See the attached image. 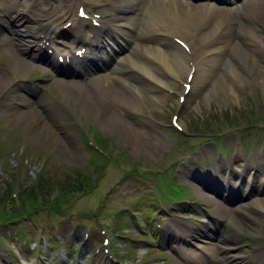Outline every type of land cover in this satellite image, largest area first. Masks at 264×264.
Segmentation results:
<instances>
[{
  "label": "bare ground",
  "instance_id": "1",
  "mask_svg": "<svg viewBox=\"0 0 264 264\" xmlns=\"http://www.w3.org/2000/svg\"><path fill=\"white\" fill-rule=\"evenodd\" d=\"M53 1L57 2L58 0H43L39 10L29 11L19 0H0V15L3 22L31 20L30 34L26 41L21 35L27 29L26 26H23L15 31L16 40L14 37L0 34V42L7 43L10 50L14 52L13 55L18 56L16 58L18 69L21 71L27 68L33 69L35 66L27 67V60L19 56L24 51H28L26 48L30 46L32 39L38 46L42 42L40 47L44 50L49 48L60 50L59 42L55 37V28H58L66 14L71 12L73 25L68 28L74 37L71 45L83 42L88 52L80 59L79 68L71 66L72 60L78 58L74 53L68 57L69 61L65 60L58 67L68 74H74L77 70L82 72L84 68L95 67L96 64L104 61V53L101 50V30L105 25V39L116 42L126 41L131 44V53L125 54L126 56L124 55L112 70L108 67L110 72L91 80L92 87L87 92L83 90V86L76 83L62 82L64 87H67L63 95L67 101H70L69 99L83 100L85 107L103 113L112 94L114 99L120 100L112 104L116 112L117 123H121L118 121L121 120V116L138 117L137 114L140 115L141 107L147 100L153 103L158 100L153 95L154 91L158 89L154 82L166 79L168 71L175 78H179L181 73L187 77L193 68L197 73L204 75L209 70L204 66L208 65L212 67L211 70L215 75L218 73L221 76V80L225 83L221 92L234 102L240 101L235 87L238 86L237 79L241 74L244 75L243 72H249L256 82L259 80L264 82V0H259V2L246 0L245 10L238 13L237 10L241 6V4L235 3L238 0H229V3L232 4L230 7L207 2V0L196 5L176 0H162L158 3L152 0H117L112 4L114 13H111V22L105 23L99 19L100 27H95L74 16L72 5L62 0L68 9L58 13L61 18L52 27H47L40 22V19L49 20L54 16L56 6ZM216 13H221L222 16L215 20L212 15ZM7 26L12 27L10 24ZM218 31H221L219 35L216 34ZM215 34L217 38L222 39L221 44L212 38L215 37ZM174 36L188 40L191 53H187L178 46L173 40ZM67 53L69 52H64L65 58ZM190 55H193L192 59ZM199 56H201L200 59ZM41 62L50 66L54 64L47 55L41 56ZM89 70V74L92 73L90 68ZM255 70L258 71L257 74H262V77H254ZM144 88L151 94L147 99L143 93ZM122 90L128 91L132 97L128 96L127 99H124L126 94ZM214 96L219 98L217 91H210L207 94L209 104ZM40 99L41 96L38 97L37 102ZM36 103L30 105L34 108L32 113L37 115L41 111H38ZM57 106L58 104H53L51 110L54 111ZM112 118H115L114 115L110 119ZM111 122L114 123L115 120ZM126 128H131L137 140L142 141L146 148L147 146L155 148L152 154H155L159 147L170 146L169 140L157 130L155 131L163 138L150 136L147 139L145 136L149 132H140L130 125H126ZM73 147L78 153V147ZM147 150L151 154L152 151L148 148ZM250 163L251 169L254 170V166L257 164L255 159H252ZM261 166H264V163L259 168ZM218 168L223 169L220 166ZM263 171L264 169H262ZM194 175L195 173L192 172V176ZM217 175L218 180L212 186L213 192L202 191L200 187H196L198 193L205 201L215 206L217 214L222 219H229L240 228V231L248 229L257 232V225L264 219V197L251 199V201L244 200L252 194L264 193V172L255 176V179L254 174L248 168H243V165L239 164L232 172L226 171L225 173V170H218ZM246 176L248 180L243 183ZM203 183H207V181L203 179ZM212 194L220 197L225 196L223 198L230 207L237 204L239 207L233 209L235 214H226L223 204ZM229 197L232 200H228ZM247 206H250V209L242 212L241 210ZM193 233L199 237L203 235L217 241L209 247L212 264H264V249L261 250L262 241L254 253L245 254L247 251L241 250L238 246V237L227 235V232L218 226L212 231L203 228L192 231ZM225 241L230 243L225 246L220 244H225ZM257 245V243L254 244V246ZM213 249L215 257L211 252ZM201 260L205 262V260Z\"/></svg>",
  "mask_w": 264,
  "mask_h": 264
},
{
  "label": "rangeland",
  "instance_id": "2",
  "mask_svg": "<svg viewBox=\"0 0 264 264\" xmlns=\"http://www.w3.org/2000/svg\"><path fill=\"white\" fill-rule=\"evenodd\" d=\"M30 72L31 70H28L27 74ZM6 73L8 72L6 71ZM214 75V72H210L205 83H202L201 75H196L193 91L188 96L189 100L185 105V109L181 111L182 117H180L179 120H181L182 123L194 124V121L202 123L203 119L206 117L202 124H208L210 119H214V125H216L218 122L226 123L228 118L230 121L244 126V124L249 125L251 123V120L249 119L250 116L243 114L247 111H250L252 115H254L256 121L264 120V114L260 117V114L258 115V113L255 112L256 110H259L261 113L264 111V83L258 81L257 83L261 85H258L257 87H250L248 85L242 87L239 82L240 94L243 96L240 102L235 103L225 101L224 98L222 99L214 96L209 104L206 101V94L209 90L212 91L217 88V85L213 89L209 87L212 82H215V80H211ZM8 78H10L9 75ZM60 84L59 82L58 84L52 82L48 86V98H50V100H54V97L62 99V97L59 96V92L62 91L63 93L64 88L62 89V84ZM174 84L176 87L175 90L182 89L180 82H175ZM241 89L244 92L241 91ZM33 92L34 91L32 89L31 93L33 94ZM198 94L204 95L206 98L200 108L198 105H193L196 103ZM18 99L22 100L20 98ZM16 101L7 105L4 115L0 118V162L2 161L5 166L3 175L10 178L14 186L17 187L18 185L24 189L35 180L36 172L41 173V176L43 177L42 180L45 181L46 187H52L54 190L57 189L56 187L60 182L68 179V175L71 177H77L74 174L76 170H82L92 176H95L93 166H89L87 162L89 156L88 148L84 145L83 137L78 136L79 130L76 129V119H78L84 126L87 127V129L92 127L93 130L110 136L117 147H123L126 145L130 146L128 151L129 159L126 157V152L118 155L114 154V157L112 158L99 157V163L103 165V168H99L96 171L99 176V184H102L112 171L116 172L117 178L120 179L127 177L139 179V177L142 176L153 182V185L150 188L143 189L138 195H134L129 199H115V206L119 209V212L114 213L111 218L116 224V227L123 230L124 234L127 235L129 239L134 241L145 240L156 244L153 241L155 218L160 208L163 206V203L166 200L175 198L176 196L188 201L198 202L196 199L191 197V193L185 188V186L175 178L177 167L186 159L185 154H173L167 162L160 166L152 163L151 161H143L142 164L134 163V161L139 162L142 159L151 157L149 156L151 154H144L139 147V143L135 141L134 134L129 133L123 123H117L116 113L110 106L105 108V111L103 113L101 112L100 115H96V113L92 112L90 108H87L85 111L83 110V100H78L77 104L71 102L72 107L75 109V113L72 112L70 106H68V110L60 107L59 111L63 115L64 122L62 123L60 120L56 119L60 122V125H48L44 123V118H46L47 122L50 121L49 119L51 118L48 116L46 117L43 113V115L40 116H32V113L29 112L28 105H24L23 109L15 108L17 111H23L20 113L21 118H17V115H15L14 118H10V116L14 113V110H11L9 107H17ZM157 102L158 105L153 102L146 101L145 105L141 107L140 118L142 121L139 123L146 122L144 125H146L147 129H152L149 125V121H151L152 117H158L165 123H169L171 113L177 109L176 98L173 96L171 97L168 95L166 98H162V100H157ZM167 105H170V110H165ZM212 107H214L212 110L214 114L211 113L209 116L207 115L208 117L205 116L203 113ZM41 110L44 111V109ZM25 112H29L28 118L25 117V115H28ZM110 115H114V123L109 120ZM128 119L132 118L128 117ZM69 121L74 122L68 124ZM102 123H106V125L103 126ZM61 124L66 125V128H63ZM219 127L220 126L218 125L217 129H219ZM196 128L199 130V126ZM68 131L73 134L77 143L70 138L73 136H71ZM238 134L242 139L244 135H249V131L246 128H243V130L239 131ZM130 136L133 140L130 139ZM173 138L179 143L180 147H183V135L174 133ZM198 142L201 144L203 143L202 140H199ZM73 146L78 147V153L75 152V148ZM241 146L243 148V155L247 158V146L243 140H241ZM11 152L15 153V160L10 159L9 156ZM161 154V152L157 153L159 157ZM18 156H20V160L16 161ZM260 156L264 158V154ZM225 160V162H227L226 158ZM213 169L215 168L213 167ZM85 177H87V175H82L78 181L83 178L85 179ZM97 179L98 178L96 177L92 186L97 183ZM146 185L147 182L144 179L133 181L128 178L117 186L124 190V192H122L123 194L131 195L132 193L139 191L141 188L146 187ZM8 186V183L0 180V189H3V194L0 192V213L1 211L6 213L8 210V207L4 209L5 205H7L5 203L6 200H1L2 196H6L4 193L8 191ZM109 188L114 191V188H116L115 183L113 182L108 185L105 184V186L101 185L97 191H92L91 198L86 197V194H89L90 192L85 193L83 191L75 192V197L79 198L82 203H91V206L94 204L97 205L100 200L105 199L109 201L112 197ZM96 189L97 187L95 190ZM191 190L194 196L204 202L203 198L197 194L194 187L191 188ZM43 192L44 191L39 187L36 189V194L39 195V198L43 196ZM263 197L264 193L253 194L251 196L252 199H260ZM8 205H10V209H16L14 208L12 201L9 202ZM11 205L13 207H11ZM37 206L44 208L53 221L57 222L55 209L43 207L40 203H37ZM213 206L214 205L209 207L212 214L215 213ZM122 208H125L126 211H121ZM246 210H248L247 207L244 211ZM224 212L226 214L231 213H228L225 210ZM202 219L203 218L200 217V221H202ZM146 224L149 225V229H146ZM204 226L205 224L198 222L194 225V228H202ZM189 227H191V225ZM263 228L264 219L260 222V225H257L258 232H260L261 235H264ZM225 229L226 231H230L227 226H225ZM239 236L240 238L238 242L239 245L242 246L241 249L247 251V248H244L243 245L249 241L247 245L251 244L252 246V238H255L257 234L245 229V231H243ZM119 240L120 241L117 245L124 249L126 247V243L120 237ZM166 247L173 256L172 264H181V261H179L177 257H174L171 244L166 245ZM127 251L128 256L131 258L140 256V251L136 249L135 245L130 246ZM147 254L149 255L145 261L154 260L157 257H163L166 258L165 262L169 263V257L158 251L156 248H150Z\"/></svg>",
  "mask_w": 264,
  "mask_h": 264
}]
</instances>
